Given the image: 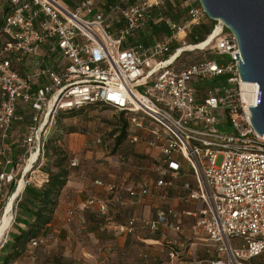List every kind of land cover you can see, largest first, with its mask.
Instances as JSON below:
<instances>
[{
  "label": "built area",
  "instance_id": "built-area-1",
  "mask_svg": "<svg viewBox=\"0 0 264 264\" xmlns=\"http://www.w3.org/2000/svg\"><path fill=\"white\" fill-rule=\"evenodd\" d=\"M63 1L67 0H8L1 18L0 206L14 176L21 171L23 179L40 166L43 141L58 114L106 106L127 121L129 143L144 141L161 155L152 166L153 180L144 177L127 188L128 198L155 191L165 201L175 179L189 173L194 187L184 185L188 190L184 202L198 203L193 209L159 208L151 219L129 217L115 227L117 233L137 229L173 233L175 238H164L160 244L167 255L162 264H249L263 255L264 136L260 138L250 124L235 37L216 21L211 33L189 45L188 51L210 50L222 59L178 65L185 43L182 38L174 50L173 43L208 19L198 0H185L190 3L181 23L160 17L166 34L148 45L131 39L147 26L152 10L172 0H119L121 6L110 8L124 22L116 35L109 33L106 17L96 10L98 0H80L73 9ZM21 65L26 66L24 73ZM209 82L212 86L206 85ZM250 84L256 102L259 86ZM198 92L203 96L200 101ZM28 109L31 123L23 134L27 156L22 164L13 165L10 133L14 124L24 121ZM95 143L101 144V137ZM32 154L37 156L25 171ZM218 156L222 161L217 167ZM8 166L12 168L6 172ZM97 184L110 192L119 190L114 184ZM98 213L106 214L105 203L99 204ZM182 237L205 245L206 257L196 259L193 254L180 261ZM37 244L30 241L33 248ZM209 249L216 258L209 257Z\"/></svg>",
  "mask_w": 264,
  "mask_h": 264
},
{
  "label": "crops",
  "instance_id": "crops-1",
  "mask_svg": "<svg viewBox=\"0 0 264 264\" xmlns=\"http://www.w3.org/2000/svg\"><path fill=\"white\" fill-rule=\"evenodd\" d=\"M7 7L0 6L2 15ZM1 29L2 21L0 46L4 41ZM25 69L26 66L21 65V73H24ZM26 113L24 121L14 124L10 133L8 143L12 148L13 165L25 155L24 128L31 123L28 115L30 110ZM142 135L144 139L147 138L145 134ZM126 141L118 145L102 141L103 144L90 147L81 159H73L76 166L67 167L68 177L57 198L51 221L37 233L35 239L38 244L34 248L27 240L35 223L34 219L30 218V212L37 208L36 202L30 196V190L41 189L48 180V174L47 171L40 170L39 166L23 178L24 188L28 186L30 190L24 193L23 188L17 197V202H21L20 208L3 245L0 264L11 254H14L15 258L8 264H156V258L162 255L163 261L160 264L165 262L167 255L160 244L164 238H175L173 233L165 231L150 234L137 229L132 234H119L115 227L132 216L151 219L159 208L193 209L198 203L184 202L188 195L184 185L188 184L193 188L194 180L189 173L177 177L174 187L167 190L165 201H162L155 191L143 198H128L127 188L134 186L144 177L153 180V162H157L161 155L159 151L146 149L144 141L129 145ZM12 166L6 167V172ZM99 181L114 184L119 190L107 191L105 187L97 184ZM90 199H94L95 203L89 204ZM100 203L106 204L104 216L98 213ZM192 241L188 237H182L178 241L180 261L191 259L192 247L199 244H192ZM188 245L191 246L189 250ZM152 246L156 247L151 248Z\"/></svg>",
  "mask_w": 264,
  "mask_h": 264
},
{
  "label": "rangeland",
  "instance_id": "rangeland-1",
  "mask_svg": "<svg viewBox=\"0 0 264 264\" xmlns=\"http://www.w3.org/2000/svg\"><path fill=\"white\" fill-rule=\"evenodd\" d=\"M106 0H98V11L101 12L102 14H106V11L108 10L105 9L104 3ZM184 0H176V4L178 7L172 9L170 12L165 11L166 13V18L169 19L170 21L180 23L183 21V19L186 16V10L185 9V4L183 3ZM80 0H69V4H73L75 6L78 4ZM190 1L186 2V5H188ZM8 0H0V6H8ZM179 4V5H178ZM8 11V8L6 9ZM163 11V12H164ZM105 12V13H104ZM1 11H0V18H1ZM165 16L164 14H162ZM106 16V15H105ZM157 14L153 13L151 14V21H149L148 26L144 28V30L139 33L138 35L134 36L131 41H141L145 44H150L153 39H156L163 34H166V28L164 24L160 23L159 25V32L155 33L150 29L151 24H159L156 23V18ZM120 20V23L117 24V21ZM108 22H112L110 32L116 33V29L120 28L122 25V20L120 18L112 17L108 19ZM206 26H209L208 22H204ZM189 33H186V35L183 37V34L179 35V42H174L172 49H176L181 46V39L183 38V41L185 43L184 48H188L189 45H193V41H191ZM116 35V34H115ZM201 58L205 59H215L216 61H220L221 57H216L214 53H212L210 50H205L203 53H200L198 51H188L185 50L180 57L177 59L178 65H187L191 62L197 61ZM228 59L227 57H225ZM224 58V59H225ZM222 59V58H221ZM205 85V84H204ZM207 86H212V83L209 82L206 84ZM196 86V87H200ZM199 100L203 99L202 94H199L198 96ZM127 124V121L122 117L121 114L118 112L114 111L111 108H108L106 106H90L88 108L82 109V110H76L70 115L66 114H58L54 122L49 126V132L47 134V137L43 141V151L41 152V157L39 158V162L37 165L40 164L39 169L40 170H45L47 171L48 169L52 170L53 172L55 171V168L53 167V164L55 162H60L63 164H66L67 167L72 168L70 165L71 161L73 159H81L85 152L90 149L92 146H99L103 144V142H106L108 144H114L115 143V137L118 135L119 132L123 129L122 127ZM155 125V124H154ZM156 126V125H155ZM17 127V126H16ZM157 127V126H156ZM57 131V132H56ZM73 131V132H72ZM72 132V133H70ZM115 136V137H113ZM97 137H101V140L103 141L101 144L95 143V139ZM125 139L122 141L125 142ZM127 142V141H126ZM140 143H144L141 141ZM138 143V144H140ZM129 145V143L127 142ZM146 149L148 150H155L159 151L157 148L152 149L148 146H146ZM26 155V154H25ZM24 155V157H25ZM27 156V155H26ZM141 159H144V157H140ZM23 159V158H22ZM146 160V159H145ZM222 161V157L218 156L215 165L218 167L220 166ZM20 164H22L19 161ZM155 163V162H153ZM153 168V167H152ZM152 170V169H151ZM145 171V170H144ZM153 172V171H151ZM20 173L14 177L13 182L14 183V190L16 189L17 186V181L20 178ZM12 192V193H13ZM11 195V194H10ZM9 195V187L7 188V193L4 198V203L0 206V216L2 214L3 208L10 197ZM20 195V194H19ZM18 195V196H19ZM21 202H17V198L14 201L13 204V210H12V222L18 213V210L20 208ZM11 222V225H12ZM10 225V227H11ZM8 228L5 237L0 243V247L5 245V242L8 238ZM156 247L152 246L151 248ZM190 249L191 246L188 245L187 249ZM188 249V250H189ZM206 250L207 248L205 245L202 243L196 244L192 247V254L195 255L196 259H202L206 257ZM146 251L143 249V253ZM165 254V251H163ZM162 255V254H161ZM209 257L211 258H216V252L214 249H209L208 253ZM163 255L160 258H156V264H160L163 260ZM0 260H1V254H0ZM249 264H264V254L260 256V258H255L251 260Z\"/></svg>",
  "mask_w": 264,
  "mask_h": 264
},
{
  "label": "water",
  "instance_id": "water-1",
  "mask_svg": "<svg viewBox=\"0 0 264 264\" xmlns=\"http://www.w3.org/2000/svg\"><path fill=\"white\" fill-rule=\"evenodd\" d=\"M206 17L219 21L236 39L237 72L242 83H256L257 101L249 107L250 124L264 136V0H198Z\"/></svg>",
  "mask_w": 264,
  "mask_h": 264
},
{
  "label": "trees",
  "instance_id": "trees-1",
  "mask_svg": "<svg viewBox=\"0 0 264 264\" xmlns=\"http://www.w3.org/2000/svg\"><path fill=\"white\" fill-rule=\"evenodd\" d=\"M132 2H134V0H130V3H132ZM63 3L68 8L73 9V7H75V6H73V4H71V3L69 4V0H67L66 2L63 1ZM183 3L185 4V0L183 1ZM115 6H121V4L119 3V0H106L104 3L105 9H107V7H108V10L106 11V14H103V15L104 16L106 15L105 16L106 17V23L108 24V31L110 34H111L110 29L112 27V25H111L112 22H108L109 18H112V17L120 18L122 20V25L120 26V28L124 25L123 19L118 14H116L110 10V8H113ZM185 6H186V4H185ZM176 7H178L176 4V0H172V2H169L168 4H166L162 9L152 10L150 12V18L148 20V23H149V21L152 20L151 14L155 13L158 16L156 18V23H159V24H151L150 29L153 32L158 33L160 30L159 25H160V23H161V25L163 23L162 21H158V19L160 17L167 19L165 11L170 12L172 9H174ZM7 8H9V4H8ZM97 8H98V3L96 6V10L98 11ZM185 9H187V7H185ZM6 12L7 11H4L3 15ZM162 14H164L165 16H163ZM3 15H1V18ZM1 18H0V21H1ZM204 22H208L209 26H206L204 24ZM204 22H202L198 25L192 26L190 29V32H188L189 33L188 35H189L191 41H193L194 43L203 41L211 33V31L213 29L215 22H212L209 19H207ZM118 23H120V20L117 21V24ZM147 26H148V24H147ZM198 93L200 94V92H198ZM199 94H198V96H199ZM74 111H76V110H74ZM74 111H71L68 113H60V114L70 115ZM122 128L123 129L121 130V132H119L118 135L115 137V143L117 145L120 144L125 139V137H126V140H128V135H129L128 124H125ZM72 132H70V133H72ZM155 163H157V162H155ZM53 167L55 168L54 172L50 169L47 170L46 173L48 174V180H47L46 184L41 189L30 190V189H28V186H25V188L23 190L24 193H27L28 190L32 191L30 196H31L32 200L35 201L37 204V208L34 211L30 212V218L34 219L35 223L33 225V229L30 230V233L27 236L28 242L31 240H36L35 238L37 237V233L40 231V229L43 226H45L46 224L50 223L52 214L54 212V208H55L56 203H57V198L59 196V193L63 189V187L65 186L66 179L68 177L67 165L63 164V162L62 163L55 162L53 164ZM13 190H14V183H11V185L9 187V195L12 194ZM2 253H3V246L0 247V254H2ZM13 258H15L14 254L9 255L7 258H5V261H3L2 264H8Z\"/></svg>",
  "mask_w": 264,
  "mask_h": 264
},
{
  "label": "bare ground",
  "instance_id": "bare-ground-1",
  "mask_svg": "<svg viewBox=\"0 0 264 264\" xmlns=\"http://www.w3.org/2000/svg\"><path fill=\"white\" fill-rule=\"evenodd\" d=\"M217 31L218 30H216L214 32V34H212V36H210L208 38V40L204 44L201 45V47L207 45L214 38V36L217 34ZM183 50H189V49L186 48ZM251 89H252V86L250 83H242L241 84V90H242L244 99L249 106H252L256 100ZM36 156H37V154H32L30 160L27 162V165L25 166V171H27L31 168V163L34 161ZM23 186H24V180L19 179L17 181V186H16L15 191L10 195V197L8 198L6 204L3 208L2 214L0 216V243L3 240V238L5 237V234L11 225L12 218H13V216H12L13 204H14L15 199L21 193Z\"/></svg>",
  "mask_w": 264,
  "mask_h": 264
}]
</instances>
